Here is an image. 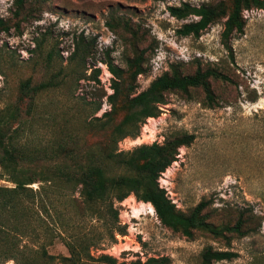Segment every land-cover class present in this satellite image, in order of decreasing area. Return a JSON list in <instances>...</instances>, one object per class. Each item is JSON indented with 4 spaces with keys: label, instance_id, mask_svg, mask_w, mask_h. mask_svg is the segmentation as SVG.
I'll return each mask as SVG.
<instances>
[{
    "label": "rangeland",
    "instance_id": "374dc122",
    "mask_svg": "<svg viewBox=\"0 0 264 264\" xmlns=\"http://www.w3.org/2000/svg\"><path fill=\"white\" fill-rule=\"evenodd\" d=\"M220 1L25 0L16 14L15 0H0V18L9 26L0 32V109L20 107L12 128L21 124L18 142L30 148L50 146L66 124L75 132L81 151L94 148L104 133L95 118L110 109L106 97H99L100 88L111 93L112 76L102 63L108 56L126 69L127 59L143 55L145 71L136 78V92L173 71L190 75L212 69L230 78H211L212 105L201 87L167 92L160 115L148 118L137 138H126L118 147L130 150L142 143H163L192 134V143L180 147L176 161L161 174L160 186L184 214L200 201H208L201 214L217 228L233 226L242 213L244 234L224 231L214 235L192 229V236L187 237L163 225L147 203L130 195L117 204L126 233L117 234V241L110 243L105 241L109 231L105 219H97L94 213L103 211L101 206L87 207L75 200V189L54 185L45 193L47 199L43 197L53 206L52 218H46L57 222L65 236L96 241L86 264H102L101 254L127 263L167 256L170 264H264V8L243 11V33L228 41L231 54L221 41L226 17L211 23L199 36H181L177 30L197 17L179 20L168 12V6L184 2L198 7ZM94 68H100L99 83L91 77ZM54 77L56 85L35 98L38 107L30 118L28 99L20 98V85ZM96 102L101 103L98 111L93 110ZM53 163L40 160L32 166L39 169ZM122 172L111 168L109 174ZM41 185L28 186L38 191ZM0 186L14 187L1 168ZM50 240L27 241L35 264H61L58 258L46 263L37 254L39 248L56 256L68 255L60 238L55 237L52 244ZM208 249L236 255L207 260L204 253ZM0 264L17 263L0 255Z\"/></svg>",
    "mask_w": 264,
    "mask_h": 264
},
{
    "label": "trees",
    "instance_id": "16d2710c",
    "mask_svg": "<svg viewBox=\"0 0 264 264\" xmlns=\"http://www.w3.org/2000/svg\"><path fill=\"white\" fill-rule=\"evenodd\" d=\"M25 0H15L16 14L23 8ZM251 8H264L263 0H221L215 5L191 6L188 3L168 6L170 16L184 20L188 16L197 17L196 20L184 23L177 32L181 36H199L211 23L226 17L221 41L224 47L232 53L229 39L235 34L243 33L245 20L243 11ZM9 26L0 18V32L8 30ZM73 54V53H72ZM77 55V48L74 50ZM73 58L70 57V60ZM111 74V93L106 94L100 88L99 97H106L110 109L96 117L97 127L104 131L94 148L81 151L78 147L77 136L71 126L60 129L59 137L52 141L50 146L30 148L25 143H19L18 137L22 134L21 124L12 128L20 115V107L0 109V168L8 176L14 187L0 186V255L4 260L12 259L17 264H35L30 256L28 242L40 241L50 237L49 244L58 237L68 251L67 256L49 254L45 248L37 249V254L46 263L55 258L61 264H86L90 247L96 241L83 242L71 235L63 234L57 222H50L51 208L43 198L48 189L54 185L64 184L75 189L81 204L89 207L99 204L103 211H96L97 219H105L108 234L105 241L114 243L117 234H125L126 227L120 224L118 203L133 195L137 201L150 203L159 221L175 231H180L187 237L192 236V229H201L214 235H222L224 231L244 234L245 219L241 213L233 226L217 228L206 221L201 212L209 205L208 201H200L194 209L184 214L160 186L161 174L177 159L178 149L192 143L194 136L184 134L181 137L167 140L163 143L156 141L142 143L130 150H121L120 141L140 135L141 127L148 118H156L161 113V105L165 104L167 92H188L190 88L201 87L206 93L207 103H214L211 78L230 81V78L216 70H198L194 74L181 75L175 71L171 74H162L152 80L149 86L136 92V78L145 71L143 55L137 54L127 59V67L123 69L109 58L102 61ZM92 78L99 83L100 68H94ZM57 77V76H55ZM50 78L47 82L31 85L25 81L20 85V98H27L26 114L32 118L37 111V95L56 85ZM61 80V78L59 79ZM100 102L95 103L94 111L100 109ZM121 114L118 121L116 117ZM53 123L55 117L49 118ZM23 130V129H22ZM40 160L52 161L36 169L32 163ZM111 168L120 169V174H109ZM39 182L42 185L38 191L33 190L30 184ZM46 199H47V195ZM44 213V214H43ZM9 218H13L9 226ZM58 225V228L56 226ZM26 240L23 242V240ZM236 254L227 250L208 249L204 257L216 261L231 259ZM98 259L102 264H170L167 256L149 257L145 261L117 262L108 255L101 254Z\"/></svg>",
    "mask_w": 264,
    "mask_h": 264
},
{
    "label": "bare ground",
    "instance_id": "6f19581e",
    "mask_svg": "<svg viewBox=\"0 0 264 264\" xmlns=\"http://www.w3.org/2000/svg\"><path fill=\"white\" fill-rule=\"evenodd\" d=\"M147 204L149 205V209H150V211H151L152 213H154V209H153L152 205L149 204V203H147Z\"/></svg>",
    "mask_w": 264,
    "mask_h": 264
}]
</instances>
